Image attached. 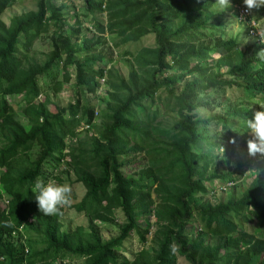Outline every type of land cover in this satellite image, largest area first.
Returning <instances> with one entry per match:
<instances>
[{"label": "trees", "instance_id": "trees-1", "mask_svg": "<svg viewBox=\"0 0 264 264\" xmlns=\"http://www.w3.org/2000/svg\"><path fill=\"white\" fill-rule=\"evenodd\" d=\"M14 1L0 0V264H65L69 258H83L82 264H175L176 252L191 264H264V238L241 229V220L264 224V167L258 170L263 161L250 158L218 174L200 145L207 137L199 129L218 126V135L211 139L227 144L223 155L228 162L233 151L230 140L247 131L245 117L261 110L257 100L264 93V61L256 57L258 51H240L234 37L215 38L213 30L227 11L212 10L215 0H83L89 14L105 15V23H94L95 31L114 35L116 47L154 35L153 46H142L134 54L125 52L132 55L134 68L123 77L113 67L106 68L113 57L102 51L75 59L79 50L90 49L94 36L82 37L80 49L75 47L72 39L80 35V21L76 18V27L63 29L67 23L64 4L37 0L36 10L16 15L6 24L1 15ZM235 2L242 0H231ZM256 13V20L264 17V8ZM51 27L47 59L31 62L28 52L33 42ZM214 51L218 56L210 64ZM59 60L65 82L70 79L67 66L74 67L76 98L48 113V99H32L41 94L38 77ZM105 76L107 97H101L102 121L95 125L96 111L84 95L95 93ZM180 78L187 82L179 89ZM232 87L249 92V99L207 119L196 114L198 108L210 106L202 94L224 93ZM60 88L57 82L53 91L58 93ZM162 89L163 97L158 95ZM17 95L25 99L15 109L8 100ZM160 109L174 113L170 125L156 121ZM81 124L94 127V135L90 149L80 145L72 154L76 181L85 193L71 207L90 222L101 223H112L114 212L121 211L124 220L118 235L106 241L91 224L88 230L82 226L63 229V209L55 216L41 214L32 191L35 181L46 175L43 164L47 160L58 164L66 156V139L76 137ZM34 146L39 151L30 161L27 154ZM136 153H144L148 165L133 177L124 174L126 164L119 157ZM247 169L252 180L238 199L209 205L194 201L206 190L204 180L220 177L236 182ZM232 213L237 214L235 219ZM140 216L155 218V246L142 248L129 260L118 248L137 229ZM194 219L201 227L191 237L193 231L188 228ZM148 233L146 227L141 242ZM170 245L176 247L175 253Z\"/></svg>", "mask_w": 264, "mask_h": 264}, {"label": "rangeland", "instance_id": "rangeland-1", "mask_svg": "<svg viewBox=\"0 0 264 264\" xmlns=\"http://www.w3.org/2000/svg\"><path fill=\"white\" fill-rule=\"evenodd\" d=\"M36 2L37 0H15L14 3L11 6L7 7L3 12V14L1 15V19L6 24H8L12 17L28 11L36 10ZM53 2L55 5H60L62 3L66 6L64 16L67 19V23L63 27L64 30H71L73 27H76V18L80 21V35L76 39V41L74 40V38L72 39V41L75 42V47L77 49H80V46L82 45V37L86 36L88 38H91L94 36L92 44H90V49L84 52L79 50L75 54L76 60H81L86 55H91L92 53L96 54L102 51L101 53L107 54V57H111V55L113 57L112 62L106 64V68L109 69L110 67H113L115 70H117L118 74L125 77L128 75L129 71L134 68L132 55H125V52L128 51L129 53L134 54V52L142 46L151 47L154 45V35L149 34L147 36H144L137 43H127L116 47L114 43L117 42L118 39L115 38L114 35L98 34L95 31V22L99 21L105 23L106 19L104 14H97L96 16L89 14L85 8L83 0H53ZM212 10L218 11L213 7ZM223 11H227V13L221 23L218 24L213 30L215 33V38L217 39L221 37L222 39H227L229 37H234L238 41L240 51L247 49L248 54H254L256 51H259L260 44L246 35V27L237 21L234 13L232 12V9L228 8ZM253 14L256 15L257 13L254 12ZM258 22L260 26H264V17L260 18ZM53 32L54 30L51 27V29H49L45 34L40 35V37L33 42L28 52V60H30L31 62L43 63L47 59V55L52 48L51 37L53 35ZM208 42H210V40ZM217 56L218 54L215 51L209 55L210 64L215 62ZM67 71L70 75V79L69 81L65 82L63 80L64 70L62 68V63L60 60L58 62L56 61L44 75L38 77L37 82L40 86L41 94L35 99L31 98L32 101L39 102L48 99L49 102H45L48 113H54L55 106L62 108L66 107L69 104H72L76 98L74 67L67 66ZM168 73L171 74L173 73V71L169 70ZM57 82L61 83V88L58 93H55L53 91V86ZM185 82H187L186 78H180L176 83V87L180 89ZM106 87L107 76H105L104 82L99 79V88L95 93H86L84 95L87 104L91 108H93L94 111H96L94 120L95 125H99L102 121L101 111L104 107V102L101 101V97H107ZM158 95L163 97L166 95V91L162 89L158 92ZM201 97L203 100H207L210 103V106L208 107V109L198 108L196 114L200 118L207 119L209 118V116L220 115L224 112L229 111L234 107V105L241 103L242 101H247L249 99V92H247L246 90L240 91L238 88L232 87L230 89H225L224 93H222V91L211 90L202 94ZM24 99L25 97H23L22 95H17L10 98L8 102L16 109L18 106L24 104ZM145 103H147V101ZM258 103L262 104V101L259 100ZM158 117L159 118H157L156 121L159 120L162 125L167 126L172 123V120L174 119V113L170 110L165 112L163 109H160V114ZM85 129H87L86 126L81 124L80 127H78V135L73 139H66L67 149L63 152L66 156L61 159L58 164L55 160H47L43 164L46 173L45 177H42L44 181L52 179L57 183H68L72 186L73 195L71 205L79 202L85 193L84 186L76 181V175L73 169L74 165L71 162L72 154H77V149L80 148V145L82 147L90 149V137L94 135V127H90V129L87 130ZM199 131L202 132L204 137H207L206 140L200 143V145H202L201 150L204 151L205 154H207L209 158L213 160V165L215 166L213 168L216 169V172L218 174L224 173L227 170L234 168L239 163L243 165L249 161L250 156H248L246 149V139L249 136L247 132L236 138V143L232 144L233 151H231L230 155L227 156L229 161L226 162L224 160V153H221L219 148L223 147L225 149V146H227V144H222L217 142L216 140L211 139L212 136L218 135L215 134V132L218 133L220 131V128L218 126L215 127L213 124H208L205 127H201ZM225 138L228 139L226 136ZM38 151L39 148L37 146H34L33 149L27 154L28 160L34 161L37 157ZM119 160L125 162L126 164V166L122 168L124 174H130L133 177H137V173L140 171L141 167L148 165V157L145 156L144 153H136L130 154V156L128 155L127 157H119ZM258 166V170L261 171L264 167V161L259 163ZM245 168L246 167H244V169ZM88 171L92 172L94 171V168L91 167L88 169ZM252 175L247 169L242 179L236 181L235 186H233L231 189H228L224 193H221L218 190V187L222 183H224L222 178L219 177L207 181L204 180V183L206 185L205 192L198 194L193 199L200 205L226 202L228 199H238L251 182ZM151 197L155 199L153 194H151ZM1 203H4V200H2ZM230 215L234 219L237 216L236 213H232ZM244 216L245 215L243 213L241 217ZM123 220L124 216L122 212L116 210L114 212L112 223H101L99 221L90 222L83 213L76 212L75 209H73L71 206L63 208V216L60 218L62 227L66 230H74L78 226H82L86 230H88V227L91 224L92 229L97 231L102 241H106L112 237L117 236L119 232V226L121 225ZM136 221L138 225L137 229L135 228V230L132 231L130 237L124 241L123 246L121 248H118L120 249V251H122L121 253L129 260H132L135 253H137L142 248L150 249L155 246L154 242L152 241V235L156 229L155 218L151 216L150 218L146 219L145 217L140 216L136 218ZM241 221L243 223L241 226L242 231L254 234L259 238H264V224H261L256 219ZM146 227L149 228V233L145 235V241L141 242L140 235L142 234V232H144V229ZM200 227L201 225L196 219H194L189 224L188 229L193 231L191 237L194 236L196 230H200ZM64 263L82 264L83 258L65 259ZM175 264L191 263L176 252Z\"/></svg>", "mask_w": 264, "mask_h": 264}, {"label": "clouds", "instance_id": "clouds-1", "mask_svg": "<svg viewBox=\"0 0 264 264\" xmlns=\"http://www.w3.org/2000/svg\"><path fill=\"white\" fill-rule=\"evenodd\" d=\"M242 3L235 2L231 4V0H215V2L212 4V7L220 11L230 8L234 13L236 12V10L234 9L235 5H244L245 12L251 14L250 16L254 20L256 19L253 13L258 12L261 8H264V0H242ZM235 18L238 22H240L243 26L246 27L245 31L246 35L248 36L246 22L244 20H240L238 18V14L235 15ZM256 21L258 22L259 20ZM255 34L259 38V43L264 45V26L256 27ZM256 57L264 61V48H262L256 53ZM261 101L262 104H258L260 105L262 110L255 111L252 118L245 117L243 120L244 128L247 130L246 132L249 135V138L246 141L247 154L255 162L264 161V104L262 98ZM88 127L89 126H86V128ZM244 133L245 132L242 131L239 132V134L241 135ZM230 143L235 144L236 140L232 139L230 140ZM219 150L221 153L225 151L223 147L219 148ZM257 156L263 157V159H257ZM232 182L234 183L233 186H235L236 182ZM233 186H231L229 189H231ZM32 191L35 197V202L37 204L38 211L43 215L55 216L58 214H62L61 210L64 207L71 206L73 189L72 186L68 183L61 184L57 183L55 180L52 179L44 181L38 178L33 185ZM169 247L173 253H175V251L177 250L176 247L172 245H170Z\"/></svg>", "mask_w": 264, "mask_h": 264}, {"label": "built area", "instance_id": "built-area-1", "mask_svg": "<svg viewBox=\"0 0 264 264\" xmlns=\"http://www.w3.org/2000/svg\"><path fill=\"white\" fill-rule=\"evenodd\" d=\"M234 9L236 10L237 14H238V18L240 20H244L246 22L247 25V33L248 36L251 37L253 40L259 42V38L258 36L255 34L256 33V27H260L259 23L254 20L253 18H251V14H248L247 12H245V6L244 5H235ZM102 81L104 79H101ZM262 99L264 101V93L262 95ZM257 159H263V157H256ZM234 183L232 181H228L225 182L224 184L220 185L218 187L219 192H226L231 186H233Z\"/></svg>", "mask_w": 264, "mask_h": 264}]
</instances>
